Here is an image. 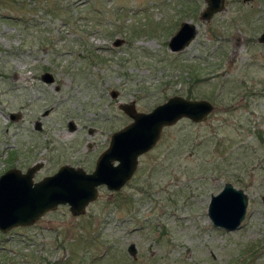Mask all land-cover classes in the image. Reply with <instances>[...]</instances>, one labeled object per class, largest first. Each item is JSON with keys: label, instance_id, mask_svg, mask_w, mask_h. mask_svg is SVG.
I'll return each instance as SVG.
<instances>
[{"label": "rangeland", "instance_id": "374dc122", "mask_svg": "<svg viewBox=\"0 0 264 264\" xmlns=\"http://www.w3.org/2000/svg\"><path fill=\"white\" fill-rule=\"evenodd\" d=\"M204 6L0 0V173L37 162V180L76 157L91 168L83 153L95 155L131 120L121 103L137 111L172 95L212 103L202 121L163 126L131 178L116 191L99 187L84 212L57 205L33 226L0 231V264H239L250 244V264H264L256 240L264 235V0H223L208 19ZM182 20L195 35L171 51L167 40ZM225 181L247 195L233 230L206 215Z\"/></svg>", "mask_w": 264, "mask_h": 264}, {"label": "water", "instance_id": "95a60500", "mask_svg": "<svg viewBox=\"0 0 264 264\" xmlns=\"http://www.w3.org/2000/svg\"><path fill=\"white\" fill-rule=\"evenodd\" d=\"M204 1L205 6L200 11L203 19H208L223 8V0ZM195 32L194 23L182 20L169 36L168 48L171 51L183 49ZM257 40L264 42V28ZM120 41L121 39L116 38L112 44ZM40 79L51 82L53 76L50 72L43 71ZM110 94L115 96L116 91L112 90ZM119 107L131 120L111 133L106 148L98 155L90 172L63 164L52 174L33 180L32 174L39 165L34 164L24 172L8 168L0 173V231L29 225L57 204L67 203L74 215L84 212L85 205L96 197L98 185L117 190L124 184L135 170L138 156L156 143L163 126L172 124L181 117L194 122L202 121L211 111L212 103L204 98L172 95L148 111H137L132 101L121 103ZM46 112L47 109L43 111ZM9 117L14 119L16 115L10 113ZM68 127L74 128L72 121H68ZM246 204L247 195L243 189L225 181L218 192L210 194L206 215L214 226L233 230L240 226ZM127 251L134 254L133 243L127 245Z\"/></svg>", "mask_w": 264, "mask_h": 264}, {"label": "flooded vegetation", "instance_id": "af4514ba", "mask_svg": "<svg viewBox=\"0 0 264 264\" xmlns=\"http://www.w3.org/2000/svg\"><path fill=\"white\" fill-rule=\"evenodd\" d=\"M42 73V72H41ZM52 75V74H51ZM53 76V75H52ZM53 81V80H52ZM51 81V82H52ZM48 83H50V82H48ZM57 88V85L55 86V89ZM38 124V127H36V125ZM73 124V123H72ZM73 126H74V128H75V125L73 124ZM35 128L36 129H38L39 128V123H35ZM67 128L69 129V127H68V122H67ZM111 135V134H110ZM110 138V137H109ZM108 142H109V140H108ZM106 147H104V148H101L100 150H98L96 153H94L95 155H93V156H89L88 154H86V153H83L84 154V156H82V159H84V160H86L87 159V161L89 160V159H92V160H90V161H92V167L91 168H86V166H82L81 164H77V163H80V161H79V159H77V157H76V160L78 161L77 163H64V164H66V165H69V166H72V167H75V168H77V167H79V168H81V169H83L85 172H90L92 169H93V167H94V164H95V161H96V159H97V157H98V155L101 153V151H103L104 149H105ZM84 157V158H83ZM117 161H113V163H116ZM34 164H39L40 165V163H37V162H32L30 165H28L23 171L22 170H20L21 172H24L28 167H30L31 165H34ZM63 165V164H62ZM59 166H61V164L59 165ZM58 166V167H59ZM40 167V166H39ZM57 167V168H58ZM85 167V168H84ZM11 168H15V167H11ZM57 168L53 171V172H55L56 170H57ZM17 169V168H16ZM38 169V168H37ZM37 169L35 170V171H37ZM35 171L33 172V174H32V179H33V175H34V173H35ZM135 171V170H134ZM134 171H133V173H134ZM53 172H51V173H49V174H52ZM133 173H132V175H133ZM46 175H48V174H46ZM131 175V176H132ZM43 176H45V175H43ZM42 176V177H43ZM131 176L128 178V179H130L131 178ZM41 178V177H40ZM39 178V179H40ZM126 183V181L124 182V184ZM123 184V185H124ZM122 185V186H123ZM102 186H104V185H98L97 186V190L99 189V187H102ZM121 186V187H122ZM105 187V186H104ZM120 187V188H121ZM119 188V189H120ZM118 190V189H117ZM113 191H116V190H113ZM98 192V191H97ZM93 201V200H92ZM91 202V201H90ZM89 203V202H88ZM57 205H66L67 206V208H68V204L67 203H64V204H57ZM56 205V206H57ZM86 207V206H85ZM69 210V209H68ZM51 211V209L50 210H47V211H45L43 214H45V213H48V212H50ZM70 211V210H69ZM85 211V210H84ZM71 213V212H70ZM43 214H41L33 223H31V224H29V226H33V225H35V224H37L38 223V221L42 218V215ZM25 226H27V225H25Z\"/></svg>", "mask_w": 264, "mask_h": 264}, {"label": "trees", "instance_id": "16d2710c", "mask_svg": "<svg viewBox=\"0 0 264 264\" xmlns=\"http://www.w3.org/2000/svg\"><path fill=\"white\" fill-rule=\"evenodd\" d=\"M263 237H264V235H263ZM263 237L260 239L258 238L256 240L257 241H261V240L264 241ZM254 250H255L254 244H250L249 247H247V249L244 250L245 252L242 253L243 256H239V264H242V263L250 264V261L251 260L253 261V259L257 257V255L255 257L252 256V252Z\"/></svg>", "mask_w": 264, "mask_h": 264}]
</instances>
